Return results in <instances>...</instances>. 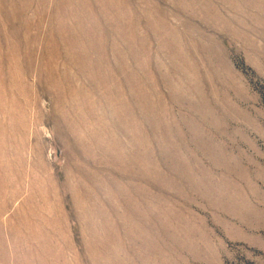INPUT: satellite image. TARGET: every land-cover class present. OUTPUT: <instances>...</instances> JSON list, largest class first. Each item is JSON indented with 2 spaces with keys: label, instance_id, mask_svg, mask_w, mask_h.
Instances as JSON below:
<instances>
[{
  "label": "rangeland",
  "instance_id": "rangeland-1",
  "mask_svg": "<svg viewBox=\"0 0 264 264\" xmlns=\"http://www.w3.org/2000/svg\"><path fill=\"white\" fill-rule=\"evenodd\" d=\"M0 264H264V0H0Z\"/></svg>",
  "mask_w": 264,
  "mask_h": 264
}]
</instances>
